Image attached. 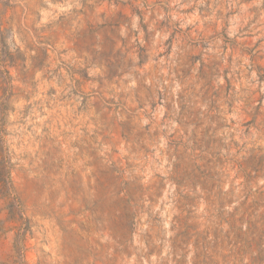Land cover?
Here are the masks:
<instances>
[{
	"label": "rangeland",
	"instance_id": "obj_1",
	"mask_svg": "<svg viewBox=\"0 0 264 264\" xmlns=\"http://www.w3.org/2000/svg\"><path fill=\"white\" fill-rule=\"evenodd\" d=\"M4 70L0 264H264V0H0Z\"/></svg>",
	"mask_w": 264,
	"mask_h": 264
},
{
	"label": "trees",
	"instance_id": "obj_2",
	"mask_svg": "<svg viewBox=\"0 0 264 264\" xmlns=\"http://www.w3.org/2000/svg\"><path fill=\"white\" fill-rule=\"evenodd\" d=\"M1 73L3 74L2 76H0V80L1 82L5 83L6 84V79L8 78V71L4 70V71H1ZM3 92H4V95H6L7 91H8V87H4L3 86Z\"/></svg>",
	"mask_w": 264,
	"mask_h": 264
}]
</instances>
